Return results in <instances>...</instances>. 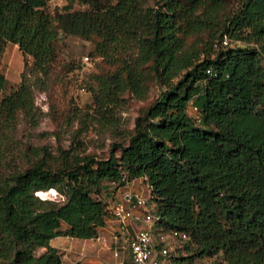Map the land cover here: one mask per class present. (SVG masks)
<instances>
[{
    "label": "trees",
    "instance_id": "16d2710c",
    "mask_svg": "<svg viewBox=\"0 0 264 264\" xmlns=\"http://www.w3.org/2000/svg\"><path fill=\"white\" fill-rule=\"evenodd\" d=\"M79 1L84 9L51 16L46 0H0V53L15 43L46 73L53 20L64 33H95L104 54L132 47L123 75L96 76L93 108L108 125L122 91L145 92L143 64L160 89L134 117L126 143L114 142L107 156L59 148L52 167L47 161L56 157L39 147L44 157L0 172V264H64L48 240L96 236L109 215L105 197L139 176L150 186L155 223L185 232L177 242L192 244L193 255L264 264V0H238L231 11L223 0ZM202 30L203 49L181 50V35ZM4 82L0 72V92ZM32 100L24 81L0 94V133L16 110L29 113ZM53 188L62 202L36 194ZM168 260L178 264L171 252Z\"/></svg>",
    "mask_w": 264,
    "mask_h": 264
},
{
    "label": "rangeland",
    "instance_id": "374dc122",
    "mask_svg": "<svg viewBox=\"0 0 264 264\" xmlns=\"http://www.w3.org/2000/svg\"><path fill=\"white\" fill-rule=\"evenodd\" d=\"M151 0H141L146 5ZM238 0H223L224 10L231 11ZM86 5L79 0H46L45 10L55 16L65 10L84 9ZM56 30L54 40V56L49 62L46 73H42L32 64L30 56H23L15 43L7 42L0 53V72L5 82L0 94H5L20 81H24L31 89L32 107L29 113L18 109L0 133V172L9 173L15 169H23L29 163L45 155L39 147H44L56 159L49 160L52 167L59 163V148H69L79 153L94 154L105 157L114 143L125 144L132 131L134 117L157 96L160 86L142 65L144 79L142 84L146 90L136 95L129 90L120 93V100L114 106L115 123L108 125L93 108V92L97 87V75L114 71H124L123 65L133 48L110 51L109 55L98 50L100 37L91 32L84 36L75 33H64L52 22ZM181 50H201L206 46V31L181 35ZM112 45L109 43L107 46ZM86 56V58H85ZM148 76L146 77V73ZM32 148H36L34 152ZM114 155L119 154L117 147ZM143 180L134 181L131 185L120 188L118 193L105 197L107 203L119 200L121 193L143 185ZM102 184L109 192L112 183ZM54 193L45 191L44 198L62 202L64 195L55 188ZM46 194V195H45ZM39 196L43 197L41 194ZM100 195V194H99ZM103 196V195H102ZM64 225L61 224L60 228ZM81 245L78 247L80 248ZM89 252L94 251V244L86 243ZM43 250L37 247L34 254ZM193 245L187 242L170 244V252L177 257L178 264H223L218 254L193 255ZM78 249L71 253L77 254ZM95 252V251H94ZM93 253V252H92ZM95 254V253H94ZM96 256V255H94ZM61 257V253H60ZM67 264V263H66Z\"/></svg>",
    "mask_w": 264,
    "mask_h": 264
},
{
    "label": "built area",
    "instance_id": "2783aa9c",
    "mask_svg": "<svg viewBox=\"0 0 264 264\" xmlns=\"http://www.w3.org/2000/svg\"><path fill=\"white\" fill-rule=\"evenodd\" d=\"M227 43L228 38L223 36L221 44ZM206 71L209 72V69ZM187 111L196 122L199 120L197 108L190 102ZM137 178L143 180V185L123 191L111 208L116 215L128 220L129 223L138 222L136 226L131 225V229L125 231V238L119 247L121 250H126V253L114 264H169L170 244L185 239L187 235L175 228H166L155 223L157 215L152 211L153 203L149 200L148 182L144 177L139 176L131 179L127 184L131 185ZM127 184L124 186H128ZM118 250V247L113 248L114 256H117Z\"/></svg>",
    "mask_w": 264,
    "mask_h": 264
},
{
    "label": "crops",
    "instance_id": "0c3cea01",
    "mask_svg": "<svg viewBox=\"0 0 264 264\" xmlns=\"http://www.w3.org/2000/svg\"><path fill=\"white\" fill-rule=\"evenodd\" d=\"M140 178L136 180L139 181ZM136 185H134L135 187ZM118 187L115 194L120 188ZM112 198V197H111ZM117 201L107 203L109 215L105 217V223L98 228V235L90 238H76L68 235H56L48 240L49 245L58 249L61 253V260L64 264H114L120 257L124 256L126 250H121L119 245L125 238V231L131 229V225L136 226L138 222L129 223L128 220L116 215L112 210L113 204ZM94 244V251L87 250L86 243ZM79 245L80 248L78 247ZM118 247L117 256L113 255V248ZM72 249H78L77 254L71 253ZM93 252V253H92ZM95 253V254H94ZM96 255V256H94Z\"/></svg>",
    "mask_w": 264,
    "mask_h": 264
},
{
    "label": "bare ground",
    "instance_id": "6f19581e",
    "mask_svg": "<svg viewBox=\"0 0 264 264\" xmlns=\"http://www.w3.org/2000/svg\"><path fill=\"white\" fill-rule=\"evenodd\" d=\"M48 191L54 193V190H48ZM43 193H45V191H39V192H38V194H41V195H42ZM43 195H44V194H43ZM43 195H42V196H43ZM45 195H46V194H45ZM43 197H44V196H43Z\"/></svg>",
    "mask_w": 264,
    "mask_h": 264
},
{
    "label": "water",
    "instance_id": "95a60500",
    "mask_svg": "<svg viewBox=\"0 0 264 264\" xmlns=\"http://www.w3.org/2000/svg\"><path fill=\"white\" fill-rule=\"evenodd\" d=\"M37 195H38V193H36ZM41 197V196H40ZM42 198H44V197H42Z\"/></svg>",
    "mask_w": 264,
    "mask_h": 264
}]
</instances>
